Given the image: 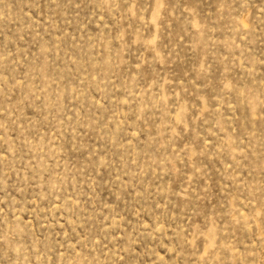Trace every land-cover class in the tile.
<instances>
[{
	"label": "rangeland",
	"instance_id": "rangeland-1",
	"mask_svg": "<svg viewBox=\"0 0 264 264\" xmlns=\"http://www.w3.org/2000/svg\"><path fill=\"white\" fill-rule=\"evenodd\" d=\"M0 264H264V0H0Z\"/></svg>",
	"mask_w": 264,
	"mask_h": 264
}]
</instances>
